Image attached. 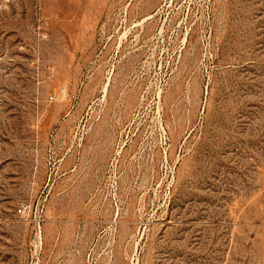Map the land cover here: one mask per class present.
Instances as JSON below:
<instances>
[{"label":"rangeland","instance_id":"374dc122","mask_svg":"<svg viewBox=\"0 0 264 264\" xmlns=\"http://www.w3.org/2000/svg\"><path fill=\"white\" fill-rule=\"evenodd\" d=\"M0 264H264V0H0Z\"/></svg>","mask_w":264,"mask_h":264},{"label":"built area","instance_id":"2783aa9c","mask_svg":"<svg viewBox=\"0 0 264 264\" xmlns=\"http://www.w3.org/2000/svg\"><path fill=\"white\" fill-rule=\"evenodd\" d=\"M21 210L19 209V212H20Z\"/></svg>","mask_w":264,"mask_h":264}]
</instances>
